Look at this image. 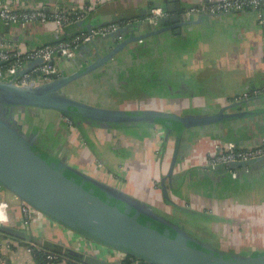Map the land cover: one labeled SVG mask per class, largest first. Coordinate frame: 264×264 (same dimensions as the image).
Segmentation results:
<instances>
[{
    "label": "crops",
    "instance_id": "0c3cea01",
    "mask_svg": "<svg viewBox=\"0 0 264 264\" xmlns=\"http://www.w3.org/2000/svg\"><path fill=\"white\" fill-rule=\"evenodd\" d=\"M214 1L217 0H0V3L36 5L48 12L84 11L82 26L71 25L75 27L74 33L82 28L122 22L123 39L99 36L93 42L80 45L74 58L58 60L62 75H73L99 56L111 53L119 40L133 39L104 65L81 75L66 87V92L77 100L137 114L161 111L182 116L213 115L237 103V109L226 112H238L240 116L183 132L172 178L169 172L177 135L166 132L162 142L157 141L159 124L146 122L138 129H134L136 124L115 126L112 130L116 136L108 140L102 135L109 134L108 128L76 126L69 119L43 120L41 117L38 123L31 121V128H25L20 120L19 123L51 154L122 189L162 216L155 202L168 191L166 213L173 214L172 205L176 203L204 221L213 222L211 234L201 237L209 246L235 253L236 248L243 249L248 243L252 252L263 251L264 161L246 169L225 166L216 171L208 167L219 144L235 141L249 145L264 139V27L252 9L217 15L195 13L189 24L184 25L182 20L168 21L166 27L152 23L148 17L152 5L165 7L168 17L180 15L182 18L190 6ZM172 3H178L179 7L170 11L168 4ZM55 28L54 21L35 22L22 29L16 23L0 20V39L33 48L61 36ZM39 110L44 116L49 109H35ZM50 120L55 126L46 132ZM64 130L67 134L59 141L58 135ZM47 133L56 144L45 140ZM128 134L130 137L124 136ZM79 135H82L80 139ZM134 140L141 145L135 146ZM159 143L161 150L157 156L154 149ZM75 158H79L78 165L73 163ZM140 189L149 191L147 196L151 202L142 197ZM0 201L7 202L2 225L11 229L10 232L0 230V264L3 260L6 264H38L29 249L33 243L50 242L77 249L74 241L77 234L47 215L35 210L26 223L25 202L15 193L1 187ZM216 225L222 230L216 231ZM227 227L231 228L230 236L225 240ZM102 257L109 259L107 254ZM53 264L73 263L62 258Z\"/></svg>",
    "mask_w": 264,
    "mask_h": 264
},
{
    "label": "water",
    "instance_id": "95a60500",
    "mask_svg": "<svg viewBox=\"0 0 264 264\" xmlns=\"http://www.w3.org/2000/svg\"><path fill=\"white\" fill-rule=\"evenodd\" d=\"M175 6L179 7L178 3L168 4L170 11L175 10ZM181 20L184 25L191 22L184 16L181 18L176 15L163 17L158 24ZM118 35L120 32L110 36L115 38ZM131 41L133 39L119 42L111 53L99 56L81 72L62 75L39 86L21 87L13 81L0 80V99L4 106L18 108V112L26 111L27 108L52 109L68 117L76 116L99 124H158L157 119H162L168 129L167 133L176 132L177 135L169 172V177L172 178L186 129L218 123L241 114L226 112L228 109H237V103L207 116H182L161 111H142L137 114L138 112L88 104L66 92V87L74 80L104 65ZM5 112L6 110V115ZM15 112L9 117L0 114V186L77 235L110 247L124 257L116 256L117 259L112 260L71 247L67 248L69 255L80 258L85 264H128L124 261L128 254L154 264H264V250L244 255L235 253L229 257L215 248L209 251L207 243L195 239L185 229L122 189L79 170L56 155L52 154L47 159L41 151L35 150V146L39 145L38 139L23 130ZM262 161L264 156L253 161L231 163L228 169H246ZM221 167L225 168L222 165L216 171ZM158 225L165 229L160 230ZM0 230L11 231L4 225L0 226Z\"/></svg>",
    "mask_w": 264,
    "mask_h": 264
},
{
    "label": "built area",
    "instance_id": "2783aa9c",
    "mask_svg": "<svg viewBox=\"0 0 264 264\" xmlns=\"http://www.w3.org/2000/svg\"><path fill=\"white\" fill-rule=\"evenodd\" d=\"M250 8L257 13L259 23L264 27V0H217L210 3L192 5L185 10L184 17L187 21H192L195 13L206 12L210 15L219 13L245 11ZM77 15V20L72 15ZM167 16L166 10L161 6L150 9L149 21L158 24L160 19ZM85 17L84 11L48 12L42 7L29 4L0 3V20L7 23H16L20 28L25 29L35 22L46 23L54 21L56 32L64 34L67 26L76 21H82ZM120 32V24L112 22L99 27L85 29L73 36L70 40L58 43H46L33 48H24L18 43L0 39V80L13 81L16 85L39 86L60 78L62 73L56 64L60 58H74L77 54L76 46L83 44L97 37H107L111 34ZM117 39H123L121 35ZM264 156V139L259 143L240 145L235 141H228L219 144L216 152L209 160L211 168L219 166H229L231 163L248 162ZM100 166V164H99ZM1 188V186H0ZM6 201H0V226L4 221ZM35 209L30 205L24 204L25 221L31 219ZM31 246L41 249L40 245L33 243ZM51 260L57 255L49 253ZM121 257H124L121 254ZM116 258V257H115ZM2 264H6L3 260Z\"/></svg>",
    "mask_w": 264,
    "mask_h": 264
},
{
    "label": "rangeland",
    "instance_id": "374dc122",
    "mask_svg": "<svg viewBox=\"0 0 264 264\" xmlns=\"http://www.w3.org/2000/svg\"><path fill=\"white\" fill-rule=\"evenodd\" d=\"M15 32H18V29L17 28H15ZM87 43H90V42H87ZM85 45H87V44H85ZM84 45V46H85ZM58 63H59V61L57 60L56 61V64L58 65ZM77 81V80H76ZM88 95H89V93H88ZM88 99H90V98H88ZM36 109V108H35ZM36 111H37V109H36ZM26 113H19V114H17L15 117L17 118V120H20V122H24V127L25 128H31L32 126H33V123H38V121H39V118H43V120H45V119H50L49 117H55L57 120H63V119H61L60 117H64V115L62 114V113H56V114H53V115H51L49 112H45L44 113V116L42 115L41 117H37L36 119H32L30 116H29V114H31V112H30V110H26L25 111ZM29 113V114H28ZM26 114L29 116V117H26ZM59 120V121H60ZM33 123H32V122ZM27 123H29V125L30 126H28V124ZM42 125V124H41ZM44 125V124H43ZM63 127H65V126H63ZM138 127L139 126H136V127H134V129H138ZM159 127V136H158V138L159 139H157V141L158 140H161V142H162V139H164V135H162L163 133H162V130H161V125L160 126H158ZM66 128V127H65ZM65 128H63V129H65ZM62 129V130H63ZM66 131H68L67 129H65ZM63 131V133H59V135H58V138L57 139H59V141H61V136L64 134H67L66 133V131ZM135 131V130H134ZM27 133L28 134H30V132H29V130L27 131ZM135 133L136 132H134V135H135ZM172 133V132H171ZM103 135V137H105L106 139H108V140H110L109 139V137H111V138H114L115 136H116V134H115V132H114V130H112V129H109V134H108V132L107 133H103L102 134ZM174 135V134H173ZM125 137H130V134H128V135H124ZM136 137V136H135ZM45 138H47V139H45V140H47L48 141V143H51V144H56L54 141H52L51 142V138H52V136H50L48 133L45 135ZM49 139V140H48ZM79 139H80V136H79ZM45 142V141H44ZM160 142V143H161ZM157 143V142H156ZM156 143H155V145H156ZM157 144V148H155L154 149V151H156V155L157 156H160V146H161V144ZM134 145L135 146H138V145H141V143H139V141H137V140H134ZM159 145V146H158ZM139 147V146H138ZM103 148H105V146L103 147ZM45 149V148H44ZM46 150V149H45ZM76 152V151H75ZM56 153H57V151H56ZM63 153V152H62ZM77 153V152H76ZM79 158H75L74 160H73V163H75V164H77L78 165V163H79ZM5 190L6 188H3L2 187V190ZM8 189H6V191H7ZM10 191V190H9ZM140 192H141V195H143L142 197H144L145 199H148L149 201L148 202H151V197H148L147 195L149 194V191L148 190H146V189H140ZM144 192V193H143ZM166 193L168 192V191H165ZM143 193V194H142ZM166 193L165 194H161L160 196H159V198L157 199V196H156V202H155V204L158 206V208L156 209L159 213H161V214H163V216L165 217V218H167L168 220H170L172 223H174V224H176V225H178V226H180V227H182L183 229H185V231L188 233V234H190L191 236H193L195 239H198V240H200V241H202V242H204L203 240H202V236L203 235H208V234H211V233H209L210 232V227L212 226V224H213V222L211 223V221L209 220V221H204V218H201V217H199L195 212H193V211H191V210H188V209H185V208H183V207H177L176 206V203L174 204V205H172L174 208H175V212L173 213V214H168V213H166V211H168V209H167V206H166V204H167V202L169 201V200H167L166 198H165V196H166ZM145 194V195H144ZM215 221H218V220H215ZM215 230L216 231H219V230H222V227H220L219 225H216L215 227ZM226 229V231L224 230V233L226 234V238H225V240H227L228 238H229V236H230V234L228 233V231H229V229H231V228H229V227H227V228H225ZM76 236V235H75ZM231 238V237H230ZM74 241H76V244H78V245H76L77 247V249L79 250V251H86L87 253H91V254H100V255H108V258L110 259H112V260H116V258H115V256H121V253L120 252H118V251H116V250H114V249H112V248H110V247H107V246H104V245H102V244H100V243H98V242H95V241H92V240H88L86 237H84V236H80V235H77L76 237H74ZM247 244L248 243H246V245H244V247H243V249L242 248H236L235 249V253L236 254H250V253H252V251H251V246H247ZM257 246V248L258 247H260L258 244L256 245ZM261 246H263V245H261ZM235 247V246H234ZM232 248V247H231ZM216 250H219V249H216ZM221 250V249H220ZM222 251V250H221ZM224 252V251H223Z\"/></svg>",
    "mask_w": 264,
    "mask_h": 264
},
{
    "label": "trees",
    "instance_id": "16d2710c",
    "mask_svg": "<svg viewBox=\"0 0 264 264\" xmlns=\"http://www.w3.org/2000/svg\"><path fill=\"white\" fill-rule=\"evenodd\" d=\"M153 7H155V6L152 5L151 8H153ZM249 9L250 8H246V10H249ZM72 18H74V20H77V15L76 14L72 15ZM117 23H119L122 26V22H117ZM80 24H81L80 21H76L72 25H74L75 27L82 26V24L81 25ZM165 24L166 23H163L161 25L164 26ZM71 27H72L71 25L67 26L66 29H65V33L64 34H62L61 36H59L56 40L51 41V42H47V43H58L60 41L70 40L73 36H75L76 34L79 33V32L74 33L73 31H74V28L75 27L74 28H71ZM165 27H166V25H165ZM83 30H85V29L82 28L81 31H83ZM80 45L82 46V44H79V45L76 46V48L78 49L79 47H81ZM63 115H64V117H68L65 114H63ZM29 116L32 119H36L37 118V117L34 116V114L33 115L30 114ZM68 118H69L70 122L73 123V125H77L78 123H80L79 122L80 119L78 117H76V116H70ZM54 123H53V121L50 120L48 126L46 127V132L48 130H51V128H53V126H55ZM148 123H150V122H148ZM156 123L161 124L162 125V128L164 130L167 129V127L164 124L165 123L164 120L157 119ZM114 124H117L119 127H122V126H124L125 123H114ZM132 124H134V125L136 124L135 126H145L147 123L146 122H138V123H132ZM132 124L129 125V127L130 126H134ZM153 124H155V123H153ZM44 128H45V126H43V129ZM45 149L41 145L35 146V150L36 151H41L42 152V155L44 157H47V159L48 158H51L52 157L51 156L52 154L47 150V148H45ZM158 228L160 230L165 229L163 226H160V225H158ZM38 245H40L41 249H38V248H36L34 246H31L33 256H34L35 260L38 262V264H53L56 261L61 260L62 258L68 259L73 264H85L84 262H82V260L80 258H77L75 256L69 255L68 250H67V248L64 247V245H56L55 243H50V242H46V243H42V244L39 243ZM213 249H214L213 247L209 246V248L207 250L210 251V250H213ZM254 252L257 253V252H260V251H254ZM49 253H53L54 255H57V258H55L54 260H51L48 257ZM232 254H235V253L234 252H231V251L224 252V255L226 257H229ZM124 261L127 262L128 264H138L139 262H140V264H154V263H150V262L144 261V260H142L140 258H137L135 256H132L130 254H128L126 256V258L124 259Z\"/></svg>",
    "mask_w": 264,
    "mask_h": 264
},
{
    "label": "flooded vegetation",
    "instance_id": "af4514ba",
    "mask_svg": "<svg viewBox=\"0 0 264 264\" xmlns=\"http://www.w3.org/2000/svg\"><path fill=\"white\" fill-rule=\"evenodd\" d=\"M120 42H121V40H119ZM123 41V40H122ZM117 43H119V42H117ZM68 91V90H67ZM6 110V115L4 114V111ZM26 110H28V108L26 109ZM30 110V112H31V115H33L34 114V116L35 117H41L42 115H40L39 114V112H41V110H39L38 112H36L35 111V109L34 110H31V109H29ZM15 111H17V112H15ZM51 115H53V114H56V113H59V111H56V110H52V109H49V110H47ZM13 112H15L16 113V115L17 114H19V113H26L25 111H21V112H18V108H15V107H11V106H4L3 105V100H1L0 99V114H3V115H5V117H9L10 115H12L13 114ZM41 113H43V112H41ZM29 114V113H28ZM30 115V114H29ZM54 116V115H53ZM26 117H29L27 114H26ZM52 118H55V117H52ZM60 118H63V119H65V120H67V119H69L68 117H60ZM50 119H51V117H50ZM80 119V123H78L77 125L79 126L80 124L82 125V124H89V125H93L94 127H105V128H108V129H112V128H114L115 126L116 127H119L117 124H114V123H96V122H89V121H86V120H83V119H81V118H79ZM72 123V122H71ZM73 124V123H72ZM132 123H125L124 124V126H129V125H131ZM76 125V126H77ZM161 130H162V135H164V138H165V136H166V130H164L162 127H161ZM80 137H82V135H79ZM139 262V261H138ZM138 264H140V262L138 263Z\"/></svg>",
    "mask_w": 264,
    "mask_h": 264
}]
</instances>
